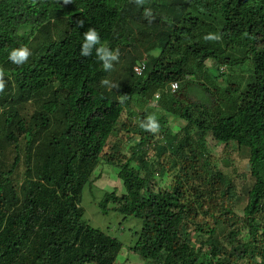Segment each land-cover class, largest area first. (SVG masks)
I'll return each mask as SVG.
<instances>
[{"label": "trees", "instance_id": "obj_1", "mask_svg": "<svg viewBox=\"0 0 264 264\" xmlns=\"http://www.w3.org/2000/svg\"><path fill=\"white\" fill-rule=\"evenodd\" d=\"M89 28L119 50L109 72L80 54ZM20 46L32 54L13 65L7 54ZM210 69L220 85L205 78ZM0 74V264H115L124 247L144 264H264V0H0ZM175 81L164 106L187 123L173 133L155 110L161 98L148 99ZM148 115L154 133L139 127ZM21 139L27 167L16 184ZM232 144L249 156L253 180L241 190ZM103 161L118 167L125 192L106 191L100 207L142 220L133 244L84 219L83 186ZM159 172L175 173L171 186L155 187Z\"/></svg>", "mask_w": 264, "mask_h": 264}, {"label": "rangeland", "instance_id": "obj_2", "mask_svg": "<svg viewBox=\"0 0 264 264\" xmlns=\"http://www.w3.org/2000/svg\"><path fill=\"white\" fill-rule=\"evenodd\" d=\"M25 28L22 29L21 32H25ZM249 67L252 68L251 64ZM236 76L240 75L239 73H243V69H234L231 70ZM228 73H231L227 71ZM232 73V74H233ZM217 75V71L214 69H210L208 75H205V78L208 80L209 83L216 82V84H219V77L216 81L215 76ZM222 87H225V84L221 85ZM158 92H162L163 90H158ZM152 94V93H151ZM151 94L149 97V102H154L155 99H150ZM168 94V93H163ZM160 99L162 103L157 102L155 104V110L158 112V115L161 116L164 113H167V119H169L168 128L172 130L173 133L177 132L182 128L186 123L187 120L184 118H181L180 116L177 117L176 111L172 110V108H165L164 106V99L169 97H163ZM221 94V93H220ZM169 95V94H168ZM173 94L170 95V97ZM222 95V94H221ZM40 96L43 97L41 94ZM38 97V96H37ZM36 97V98H37ZM35 98V99H36ZM41 103L38 101H34V106L39 107ZM223 104V103H222ZM224 107L227 105L223 104ZM10 105H7L5 110L10 111L12 107ZM150 106H154L153 103H150ZM11 108V109H10ZM128 118V114L125 112L122 115V119L126 121ZM138 117L136 120L138 121ZM124 133H118L116 135H113L112 138L109 139L108 146L106 147V151L109 152L111 149V146L116 143H121V139L124 138ZM134 135V134H132ZM135 138H139V135H134ZM165 135L157 134L155 142L162 143L165 142ZM207 142H208V148L210 149V153L214 156H217L218 158L224 157V144L217 143L216 141H213L211 136L207 134L206 136ZM119 141V142H117ZM125 144L121 150L123 152H128L130 150V146L128 145V142L126 140H123ZM44 142V139H43ZM157 143V144H158ZM45 146V145H44ZM8 147V146H7ZM25 142L21 139L20 143V149L22 160L18 164L15 173L13 174V178L16 180V184H21V181L23 180L25 170H26V163H25ZM39 148H42L41 145ZM157 147L152 145V148L149 151V156L152 161H156L158 159L157 156ZM6 155L9 158L12 159L14 156V150H12L10 147L6 149ZM230 157L232 160H234L236 164V170H237V179H236V188L237 189H243L242 187L248 186V183L251 184L252 177L249 172V161H248V152L242 151L238 149L236 144H232L230 148ZM135 164V163H134ZM219 167H222V164L219 165ZM118 167L114 165H110L106 163L105 161L101 162L96 167V170L91 174L89 177V181L85 182L83 186V206L85 208V214L84 219L91 224L94 227H98L103 229L104 231L119 237L125 245H130L131 243L135 241L137 234L136 231L139 232L142 228L143 222L142 220H139L135 217H127L124 218L121 214L116 213L114 209H111L112 204L109 205V209L107 211H103L100 207V202L104 198V194L106 191H113L114 189H117V193L123 194L125 192V187L123 185L122 180L118 177ZM174 174L175 173H164L161 174L160 172L156 174L155 176V187L156 188H168L172 185L174 181ZM245 180V181H244ZM247 203V197L242 195L238 198L237 201V207L236 210L240 215L243 213V208L245 207ZM115 264H144L142 260L139 258V256L133 252H130L127 247H124V249L121 251L117 261Z\"/></svg>", "mask_w": 264, "mask_h": 264}, {"label": "clouds", "instance_id": "obj_3", "mask_svg": "<svg viewBox=\"0 0 264 264\" xmlns=\"http://www.w3.org/2000/svg\"><path fill=\"white\" fill-rule=\"evenodd\" d=\"M72 2L73 0H63V4H68ZM135 3L138 5H142L144 3V0H135ZM145 15L151 16V11L146 10ZM79 25L80 27H83L84 21L83 20L79 21ZM204 39L219 40L220 37L216 34L209 33L205 35ZM93 53L95 54L96 60L102 63L103 70L105 72L111 71L114 67V63L119 62L120 59L119 50H112L107 45L102 43L101 36L98 33V31L94 28H89L86 32L83 33V41L80 45V54L81 56L88 57V56H92ZM31 54H32L31 50L26 46L15 47L8 52L7 59L13 65H23L29 60ZM223 69H226V67H223ZM101 83L109 88L117 86L108 79L102 80ZM4 87H5V81L3 80V75L0 74V91H3ZM178 87L179 85L175 81L170 83L169 89H164L163 91H165L166 93H174L178 89ZM158 90H162V89L154 90L153 93L151 94L150 99H155L156 101L162 98L163 93L158 92ZM139 127L144 131L154 133L159 129V123L154 115H148L144 120L140 121Z\"/></svg>", "mask_w": 264, "mask_h": 264}, {"label": "built area", "instance_id": "obj_4", "mask_svg": "<svg viewBox=\"0 0 264 264\" xmlns=\"http://www.w3.org/2000/svg\"><path fill=\"white\" fill-rule=\"evenodd\" d=\"M145 69V63H139L138 65L135 66V70L138 74H141Z\"/></svg>", "mask_w": 264, "mask_h": 264}]
</instances>
